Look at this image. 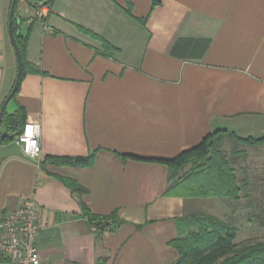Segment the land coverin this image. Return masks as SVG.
Returning a JSON list of instances; mask_svg holds the SVG:
<instances>
[{
    "label": "crops",
    "instance_id": "0c3cea01",
    "mask_svg": "<svg viewBox=\"0 0 264 264\" xmlns=\"http://www.w3.org/2000/svg\"><path fill=\"white\" fill-rule=\"evenodd\" d=\"M11 3L0 0V108L18 71ZM50 5L45 22L28 0L17 5L25 58L44 73L25 74L9 111L22 105L26 122H41L42 153L0 142V219L37 202L40 264H172L183 218L204 198L170 188L159 159L220 129L264 136V0ZM94 152L90 165L63 161ZM85 207L111 227L95 228Z\"/></svg>",
    "mask_w": 264,
    "mask_h": 264
},
{
    "label": "trees",
    "instance_id": "16d2710c",
    "mask_svg": "<svg viewBox=\"0 0 264 264\" xmlns=\"http://www.w3.org/2000/svg\"><path fill=\"white\" fill-rule=\"evenodd\" d=\"M28 1L35 6L52 2V0ZM18 2L19 0L15 13L18 12ZM13 28L17 34L19 22L16 15L13 18ZM88 33L103 42L107 54L117 51L118 48L98 34L91 31ZM28 38V35L23 36L21 32L17 34L24 60L22 79L28 71L44 73L25 58L24 51ZM19 89L20 86L18 91ZM26 120L27 112L24 106L18 105L14 111H9L7 107L3 119L6 128L0 133V142L15 139L21 133ZM228 139L245 145L264 142V136L242 137L236 132L220 129L208 134L198 145L183 151L177 157L159 161L168 164L170 168V188L179 186L189 196L220 198L227 201L229 206L233 204L228 200L236 199L240 204L234 206L235 210L239 207L248 209L250 215L264 226V178L255 185V182L251 183L252 178L247 175L249 174L247 167L239 166L236 156L238 148L231 147L232 155L226 150L225 144ZM95 156L94 152L88 157L65 158L63 161L90 165ZM259 187L262 189L263 197L254 194ZM243 198L246 199L245 204H242ZM85 212L100 231L111 227L110 221L113 218L111 215H96L90 213L86 207ZM183 221L186 222L187 230L172 241L179 252L178 259L172 264H264V241L237 243L239 228L234 221L223 220L209 212L187 215ZM100 264H104V261H100Z\"/></svg>",
    "mask_w": 264,
    "mask_h": 264
},
{
    "label": "built area",
    "instance_id": "2783aa9c",
    "mask_svg": "<svg viewBox=\"0 0 264 264\" xmlns=\"http://www.w3.org/2000/svg\"><path fill=\"white\" fill-rule=\"evenodd\" d=\"M50 11V3L39 4L35 9V17L45 22ZM16 141L24 154L39 158L42 153L41 122L27 121ZM42 227L39 207L34 200L24 201L19 207L4 212L0 219V261L40 264L41 253L37 240ZM94 227L97 228V225Z\"/></svg>",
    "mask_w": 264,
    "mask_h": 264
},
{
    "label": "rangeland",
    "instance_id": "374dc122",
    "mask_svg": "<svg viewBox=\"0 0 264 264\" xmlns=\"http://www.w3.org/2000/svg\"><path fill=\"white\" fill-rule=\"evenodd\" d=\"M15 107L14 101L8 104V109L13 110ZM226 141L225 148L231 153V147L238 148L236 156H238L239 166H246L251 179V183L257 184L256 182L262 181L264 178V146L260 144H239L236 141L230 140ZM264 143V142H263ZM254 194L263 197L262 189L259 187ZM198 197V196H195ZM204 198L202 203L198 204L199 212H209L223 220L234 221L239 228V234L236 238L237 243H242L245 241L256 242L264 241V226H262L258 221L255 220L253 215H250L248 209L238 208L234 209V206L240 204V201L236 199H229L228 201L233 205H228L227 201L220 198L212 197H201ZM257 199V198H256ZM255 199V200H256ZM246 199H242V204H245ZM253 217V218H252ZM252 218V220L250 219Z\"/></svg>",
    "mask_w": 264,
    "mask_h": 264
},
{
    "label": "water",
    "instance_id": "95a60500",
    "mask_svg": "<svg viewBox=\"0 0 264 264\" xmlns=\"http://www.w3.org/2000/svg\"><path fill=\"white\" fill-rule=\"evenodd\" d=\"M16 4H17V0H12L11 8H10V14H9V34H10V38L12 40V43H13V46H14V49H15V52L17 55V59H18V71H17V75L15 78L14 84H13L10 92L7 94L5 100L2 103V106L0 108V133H1V127H2V123H3L5 111L8 107V104L10 103V101L13 99L14 95L18 91V88H19L21 81H22L23 68H24L23 54H22L21 48H20L18 41H17V34L21 32V18H20V15L18 13H15ZM14 15H16L18 22H19V30H18L17 34L15 33L14 28H13Z\"/></svg>",
    "mask_w": 264,
    "mask_h": 264
}]
</instances>
